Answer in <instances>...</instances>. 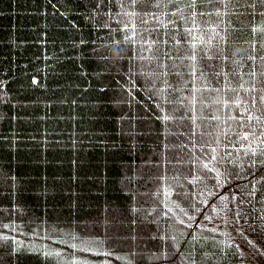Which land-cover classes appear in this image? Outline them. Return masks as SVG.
Masks as SVG:
<instances>
[{
	"label": "trees",
	"instance_id": "obj_1",
	"mask_svg": "<svg viewBox=\"0 0 264 264\" xmlns=\"http://www.w3.org/2000/svg\"><path fill=\"white\" fill-rule=\"evenodd\" d=\"M262 97L264 0H0V264H264Z\"/></svg>",
	"mask_w": 264,
	"mask_h": 264
},
{
	"label": "snow or ice",
	"instance_id": "obj_2",
	"mask_svg": "<svg viewBox=\"0 0 264 264\" xmlns=\"http://www.w3.org/2000/svg\"><path fill=\"white\" fill-rule=\"evenodd\" d=\"M138 2H140V3H145V2H150V0H131V3H134V4H135V3H138ZM181 2H183V0H181ZM197 2H198V0H188V3H189V4H195V3H197ZM261 99H264V97H262ZM255 119H256L257 122H260V119H261V118H260L259 116H257ZM261 134L264 135V129L261 130ZM251 135H253V136L256 135V130H255V128L252 129V131H251ZM242 139L247 140L248 137H247V136H244V137H242ZM261 155L264 156V149L261 150ZM253 164H255V161H253ZM205 167H207V165H205Z\"/></svg>",
	"mask_w": 264,
	"mask_h": 264
}]
</instances>
